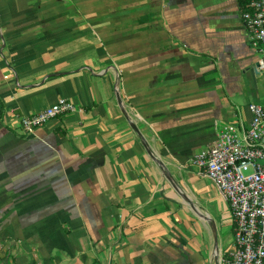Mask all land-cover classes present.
Instances as JSON below:
<instances>
[{"label": "crops", "instance_id": "obj_1", "mask_svg": "<svg viewBox=\"0 0 264 264\" xmlns=\"http://www.w3.org/2000/svg\"><path fill=\"white\" fill-rule=\"evenodd\" d=\"M248 1L0 0V264L231 257L229 202L194 159L264 106ZM60 99L76 110L23 130Z\"/></svg>", "mask_w": 264, "mask_h": 264}, {"label": "built area", "instance_id": "obj_2", "mask_svg": "<svg viewBox=\"0 0 264 264\" xmlns=\"http://www.w3.org/2000/svg\"><path fill=\"white\" fill-rule=\"evenodd\" d=\"M257 68L264 77V0H250L242 15ZM252 120L226 123L215 144L200 152L194 164L201 168L227 198L235 224V250L221 264H264V106H248ZM75 105L60 99L42 112L21 119L32 134L49 121L72 113Z\"/></svg>", "mask_w": 264, "mask_h": 264}, {"label": "water", "instance_id": "obj_3", "mask_svg": "<svg viewBox=\"0 0 264 264\" xmlns=\"http://www.w3.org/2000/svg\"><path fill=\"white\" fill-rule=\"evenodd\" d=\"M117 96H118V101L120 104V107L122 108V111L124 113V115L126 116L130 126L133 128V130L136 132V134L140 137L144 147L146 148V150L148 151V153L150 154V156L160 165V167L163 169L167 179L170 181V183L172 184V186L174 187L175 191L177 193H179V195L184 199V201H186V203L191 206L200 217L205 218L208 222H210V220L203 214L201 213V211L199 210V208L196 207V205L194 204V202L182 191V189L180 188V186L177 184L176 180L174 179V177L172 176V174L168 171L167 166L161 161V159L156 155V153H154V151L151 149L148 141L146 140V138L144 137V134L142 133L141 129L139 128V126L137 125V123L134 121V119L132 118V116L128 113V111L126 110V108L123 105V101H122V96L120 93V89L119 87L117 88ZM217 264H221V262L218 261Z\"/></svg>", "mask_w": 264, "mask_h": 264}, {"label": "rangeland", "instance_id": "obj_4", "mask_svg": "<svg viewBox=\"0 0 264 264\" xmlns=\"http://www.w3.org/2000/svg\"><path fill=\"white\" fill-rule=\"evenodd\" d=\"M240 102L244 103L245 101H240ZM0 263H1V262H0Z\"/></svg>", "mask_w": 264, "mask_h": 264}, {"label": "trees", "instance_id": "obj_5", "mask_svg": "<svg viewBox=\"0 0 264 264\" xmlns=\"http://www.w3.org/2000/svg\"><path fill=\"white\" fill-rule=\"evenodd\" d=\"M249 1H250V0H249ZM249 1L246 3V5L249 3ZM246 5H245V6H246Z\"/></svg>", "mask_w": 264, "mask_h": 264}]
</instances>
